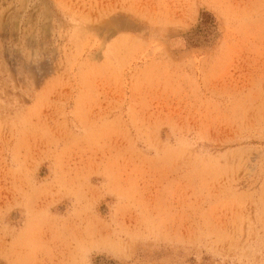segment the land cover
<instances>
[{"label": "rangeland", "instance_id": "rangeland-1", "mask_svg": "<svg viewBox=\"0 0 264 264\" xmlns=\"http://www.w3.org/2000/svg\"><path fill=\"white\" fill-rule=\"evenodd\" d=\"M0 264H264V0H0Z\"/></svg>", "mask_w": 264, "mask_h": 264}]
</instances>
